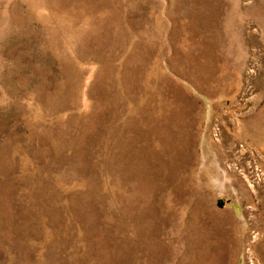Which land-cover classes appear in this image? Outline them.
<instances>
[{"label":"rangeland","instance_id":"obj_1","mask_svg":"<svg viewBox=\"0 0 264 264\" xmlns=\"http://www.w3.org/2000/svg\"><path fill=\"white\" fill-rule=\"evenodd\" d=\"M0 264H264V0H0Z\"/></svg>","mask_w":264,"mask_h":264}]
</instances>
